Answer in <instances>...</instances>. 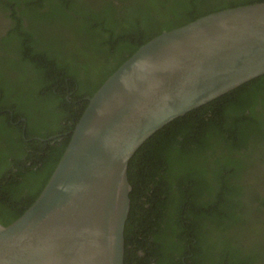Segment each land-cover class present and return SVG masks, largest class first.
<instances>
[{
  "label": "trees",
  "instance_id": "1",
  "mask_svg": "<svg viewBox=\"0 0 264 264\" xmlns=\"http://www.w3.org/2000/svg\"><path fill=\"white\" fill-rule=\"evenodd\" d=\"M263 2L0 0V11L11 10L0 37V224L35 203L89 99L143 45L203 16ZM263 113L264 75L143 144L128 166L124 264L255 263L252 249L238 244L254 235L235 236L244 208L236 179L251 143L264 142Z\"/></svg>",
  "mask_w": 264,
  "mask_h": 264
},
{
  "label": "water",
  "instance_id": "2",
  "mask_svg": "<svg viewBox=\"0 0 264 264\" xmlns=\"http://www.w3.org/2000/svg\"><path fill=\"white\" fill-rule=\"evenodd\" d=\"M264 75V2L143 45L98 89L35 203L0 224V264H124L131 158L159 130Z\"/></svg>",
  "mask_w": 264,
  "mask_h": 264
},
{
  "label": "flooded vegetation",
  "instance_id": "3",
  "mask_svg": "<svg viewBox=\"0 0 264 264\" xmlns=\"http://www.w3.org/2000/svg\"><path fill=\"white\" fill-rule=\"evenodd\" d=\"M11 13L0 11V37L7 34L10 27V20L7 18ZM261 108L256 110V115L260 117ZM264 114V113H263ZM262 116L260 117V120ZM264 119V117H263ZM251 158L246 159L245 168L242 176L236 179V183L243 189L244 208L240 212L243 220L239 224V230L235 232V236L247 234L254 235L252 242L238 241L239 248L252 249L255 256L254 264H264V142L251 143L248 154ZM241 226V227H240ZM242 233L240 234V232ZM247 232V233H246Z\"/></svg>",
  "mask_w": 264,
  "mask_h": 264
}]
</instances>
